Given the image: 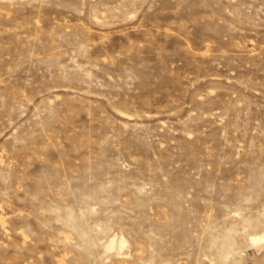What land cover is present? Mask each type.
I'll list each match as a JSON object with an SVG mask.
<instances>
[{
	"label": "rangeland",
	"instance_id": "374dc122",
	"mask_svg": "<svg viewBox=\"0 0 264 264\" xmlns=\"http://www.w3.org/2000/svg\"><path fill=\"white\" fill-rule=\"evenodd\" d=\"M0 264H264V0H0Z\"/></svg>",
	"mask_w": 264,
	"mask_h": 264
}]
</instances>
